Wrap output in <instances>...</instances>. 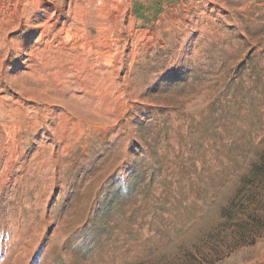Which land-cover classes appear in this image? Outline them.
I'll list each match as a JSON object with an SVG mask.
<instances>
[{
  "label": "rangeland",
  "instance_id": "1",
  "mask_svg": "<svg viewBox=\"0 0 264 264\" xmlns=\"http://www.w3.org/2000/svg\"><path fill=\"white\" fill-rule=\"evenodd\" d=\"M115 2L109 122L65 151L39 198L42 184L11 202L23 214L0 231V264H264V0ZM78 6L0 0V22L15 13L0 90L46 42L38 18L59 41L101 38L97 24L71 35Z\"/></svg>",
  "mask_w": 264,
  "mask_h": 264
},
{
  "label": "bare ground",
  "instance_id": "2",
  "mask_svg": "<svg viewBox=\"0 0 264 264\" xmlns=\"http://www.w3.org/2000/svg\"><path fill=\"white\" fill-rule=\"evenodd\" d=\"M93 1L95 0H88L87 7L78 6L73 9L71 19L74 26L70 27L69 32L77 37L81 31L79 26L97 24L100 26L101 38L91 41V34L84 33L80 40L59 41L49 26L53 16L48 17V22L42 23L38 18L35 21L37 24L31 27L41 30L40 41L46 39V42L37 50H32L28 59L22 63L24 71L12 76L10 74L6 78V89L0 90V199H11L4 203V209L0 208V231L12 230L14 222L11 218L23 214L20 209L19 212L11 211V202L19 197L24 201L25 196L31 193L28 192L29 189L42 184L40 193L37 192L34 196L39 198L49 183L47 181L53 176L54 168L64 165L65 151L74 149L83 135L89 138L94 134L99 123L109 122L106 112L109 110L110 98L115 96L110 91V86L117 84V67H123L119 54L112 52L110 44L116 2L100 0L101 6L94 8ZM34 7L39 11L40 3L35 2ZM14 16L15 13L5 16L4 21L0 22L3 34L0 36V51L9 47L5 34L14 22ZM65 28L63 26L62 30ZM50 36L52 40H47ZM2 83L3 79L0 78V85ZM34 106L35 110H32ZM27 124L29 127L26 129L35 138L29 152L22 154L16 138ZM85 126L89 129L83 131ZM11 182L16 185L6 191ZM17 189H21L19 195ZM27 212L32 216L35 210Z\"/></svg>",
  "mask_w": 264,
  "mask_h": 264
}]
</instances>
